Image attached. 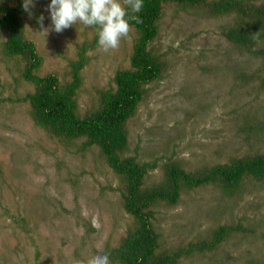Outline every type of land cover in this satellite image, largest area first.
<instances>
[{"label":"rangeland","instance_id":"374dc122","mask_svg":"<svg viewBox=\"0 0 264 264\" xmlns=\"http://www.w3.org/2000/svg\"><path fill=\"white\" fill-rule=\"evenodd\" d=\"M48 2L37 0L31 18L24 12L23 34L43 60L36 74L55 75L61 84L70 81L69 63L80 48L92 46L77 93L84 116L96 108L100 91L114 87L115 72L129 68L136 33L131 28L118 49L107 52L93 47L95 28L79 23L45 36L37 17L44 15V27H50ZM6 6L16 1L0 0V8ZM233 26L232 16H214L200 6L164 5L150 45L161 56L163 74L145 87L123 154L157 163L146 187L161 182L171 162L197 172L264 153V137L251 131L257 134L264 119V63L223 36ZM6 40L0 31V264H88L110 254L134 227L123 207V182L97 147L52 138L35 125L29 104L19 102L35 87L22 79L25 61L4 53ZM152 210L161 251L206 239L218 226L244 228L214 251L178 264H264V182L245 179L233 196L204 185L183 191L173 207Z\"/></svg>","mask_w":264,"mask_h":264},{"label":"trees","instance_id":"16d2710c","mask_svg":"<svg viewBox=\"0 0 264 264\" xmlns=\"http://www.w3.org/2000/svg\"><path fill=\"white\" fill-rule=\"evenodd\" d=\"M15 1L14 7L0 8V31L7 35L4 53L25 61L22 79L35 87L34 93L19 102L29 104L35 125L52 138L83 139V149L97 147L107 166L123 182V207L133 218L134 227L110 251L111 264H178L193 253L214 251L231 233L243 231L240 225H222L209 232L206 239L161 251L159 234L152 223L155 216L152 208L160 204L173 207L179 203L183 191L204 185L216 184L224 194L233 196L241 191L245 179L264 182V153L231 158L228 163L197 172L171 162L164 166L163 180L152 187L145 186V179L157 168V163H140L136 156L123 154L128 144L127 125L137 114L146 95L145 87L160 80L163 74L161 56L154 54L150 45L158 37L164 5L200 6L214 16H232L235 26L227 28L223 36L264 63V0H144L139 13L141 22H131L136 39L129 68L115 72L114 87L100 91L96 108L84 116L78 112L77 93L83 84L81 72L87 64L85 55L92 46H82L77 59L69 63V82L61 84L52 74L38 76L36 71L43 60L34 43L24 37L22 1ZM92 45L97 46V35ZM251 131L256 138L264 137V119L258 124L257 134Z\"/></svg>","mask_w":264,"mask_h":264},{"label":"clouds","instance_id":"9594fccd","mask_svg":"<svg viewBox=\"0 0 264 264\" xmlns=\"http://www.w3.org/2000/svg\"><path fill=\"white\" fill-rule=\"evenodd\" d=\"M37 0H22L21 7L29 18ZM144 0H49L46 11L50 27H44V15L37 17V24L45 36L49 32L61 33L77 23L82 29L95 28L97 46L105 52L116 50L121 40L128 37L131 22L140 23L139 13ZM76 264H82L76 261ZM88 264H111L107 253L97 255Z\"/></svg>","mask_w":264,"mask_h":264}]
</instances>
